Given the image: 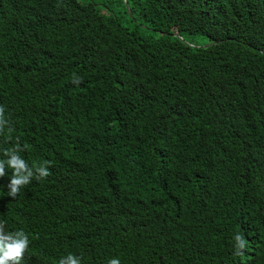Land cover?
<instances>
[{
  "label": "trees",
  "instance_id": "obj_1",
  "mask_svg": "<svg viewBox=\"0 0 264 264\" xmlns=\"http://www.w3.org/2000/svg\"><path fill=\"white\" fill-rule=\"evenodd\" d=\"M122 1L0 0V159L51 162L0 178L21 264H264V0Z\"/></svg>",
  "mask_w": 264,
  "mask_h": 264
},
{
  "label": "clouds",
  "instance_id": "obj_2",
  "mask_svg": "<svg viewBox=\"0 0 264 264\" xmlns=\"http://www.w3.org/2000/svg\"><path fill=\"white\" fill-rule=\"evenodd\" d=\"M82 77L73 74L72 82L79 83ZM14 131L10 124L9 118L5 114V106L0 105V135H4L6 141L11 140V133ZM27 145L20 146L19 137H16V144L11 148L3 150L5 159H0V178L5 177L8 173L6 169H11L10 182L7 184L8 195L15 198L21 188L31 183L33 178L43 179L51 173L49 170L50 161L42 163H29L20 155L25 151ZM234 255L242 256L246 248V240L242 233L234 234ZM31 241L29 234L23 229L16 231H6L5 222L0 221V264H21L25 258ZM58 264H82V257L69 253L59 259ZM107 264H121L119 257L110 258Z\"/></svg>",
  "mask_w": 264,
  "mask_h": 264
},
{
  "label": "rangeland",
  "instance_id": "obj_3",
  "mask_svg": "<svg viewBox=\"0 0 264 264\" xmlns=\"http://www.w3.org/2000/svg\"><path fill=\"white\" fill-rule=\"evenodd\" d=\"M82 1H87V0H82ZM96 2L99 3H107L108 2V8L109 11L115 15H117L124 26L130 28V29H134L135 26L137 25V21L132 17L130 11L126 12L125 10V6H124V2L122 0H95ZM127 9L129 10V8L127 7ZM194 45H201V46H206L207 44H209L208 42V38L206 36H196L194 39Z\"/></svg>",
  "mask_w": 264,
  "mask_h": 264
},
{
  "label": "water",
  "instance_id": "obj_4",
  "mask_svg": "<svg viewBox=\"0 0 264 264\" xmlns=\"http://www.w3.org/2000/svg\"><path fill=\"white\" fill-rule=\"evenodd\" d=\"M126 4H127V6L129 7V4H128V2H126ZM130 13H131V12H130ZM206 46H208V44H207Z\"/></svg>",
  "mask_w": 264,
  "mask_h": 264
}]
</instances>
